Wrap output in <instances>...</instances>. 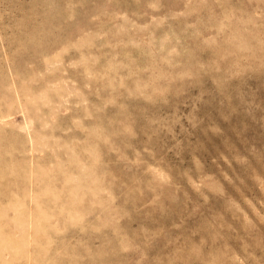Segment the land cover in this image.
Instances as JSON below:
<instances>
[{"label": "rangeland", "instance_id": "1", "mask_svg": "<svg viewBox=\"0 0 264 264\" xmlns=\"http://www.w3.org/2000/svg\"><path fill=\"white\" fill-rule=\"evenodd\" d=\"M0 264H264V0H0Z\"/></svg>", "mask_w": 264, "mask_h": 264}]
</instances>
